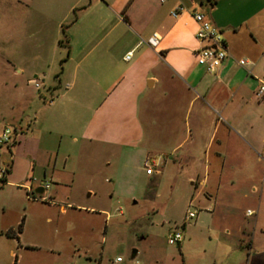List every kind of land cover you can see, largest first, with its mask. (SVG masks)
I'll return each mask as SVG.
<instances>
[{
  "label": "crops",
  "instance_id": "obj_1",
  "mask_svg": "<svg viewBox=\"0 0 264 264\" xmlns=\"http://www.w3.org/2000/svg\"><path fill=\"white\" fill-rule=\"evenodd\" d=\"M194 13L224 40L227 58L212 74L195 63L204 44ZM263 77L264 0H0V93L20 102L0 113V132H21L0 147V165L24 207L15 228L0 229V245L35 251L24 245L27 229L53 221L40 210H95L94 177L83 184L76 171L82 155L130 163L182 150L173 162L199 182L212 226L231 236L211 264H264ZM26 185L50 201L24 199Z\"/></svg>",
  "mask_w": 264,
  "mask_h": 264
},
{
  "label": "rangeland",
  "instance_id": "obj_2",
  "mask_svg": "<svg viewBox=\"0 0 264 264\" xmlns=\"http://www.w3.org/2000/svg\"><path fill=\"white\" fill-rule=\"evenodd\" d=\"M17 104L19 100H7L0 93V113L12 112ZM181 152L169 155L170 150L161 149L130 163L107 151L82 155L76 171L83 184L94 177L90 184L97 189L96 196L88 201L95 210L68 208L65 215L56 208L40 210L53 221L40 220L27 229L24 245L36 247L35 251L19 253L12 242L3 241L0 264H114L116 257L121 264H211L214 255L229 251L231 236L212 226L199 182L189 180L173 162ZM144 159L156 162V173L145 174ZM15 190L8 184L0 187V229L15 228L24 213L22 197ZM187 213H195V218L185 220ZM175 228L182 240L168 245L166 236ZM242 247L230 252L238 256L245 252L246 243Z\"/></svg>",
  "mask_w": 264,
  "mask_h": 264
},
{
  "label": "built area",
  "instance_id": "obj_3",
  "mask_svg": "<svg viewBox=\"0 0 264 264\" xmlns=\"http://www.w3.org/2000/svg\"><path fill=\"white\" fill-rule=\"evenodd\" d=\"M184 11L182 6H177L174 11L171 12V17L176 18ZM194 22L196 23L197 29L195 32V39L199 44H204L200 46L194 52L195 63L198 66H201L209 74L214 73L227 58V51L225 48L224 40L222 34L214 26H212L208 21L205 20L204 16L199 13H194L192 15ZM158 36L156 34L152 35L147 41L146 44L151 47H156L158 43ZM131 58V52L127 53L124 57V61H129ZM245 61L240 60L239 65H244ZM34 88H39V83L34 82ZM256 98H261L264 96V77L258 81L257 90L255 92ZM51 103V100H49ZM21 135V132L12 130L8 127H4L0 132V147L9 146L16 142L18 137ZM157 164L154 160H145L144 169L146 175H152L156 173ZM8 167L0 165V187L3 186V181L5 174L7 173ZM34 182V179H31ZM26 189V197L29 200L42 201L48 203L50 201L49 197H41L35 194L28 185L24 186ZM49 184L45 183L42 186V189H48ZM250 214V212H248ZM195 218V213H187L185 220ZM182 240V235L175 228L171 230L166 236V242L168 245H179ZM114 264H121L122 259L116 257ZM132 264H138V262H133Z\"/></svg>",
  "mask_w": 264,
  "mask_h": 264
},
{
  "label": "trees",
  "instance_id": "obj_4",
  "mask_svg": "<svg viewBox=\"0 0 264 264\" xmlns=\"http://www.w3.org/2000/svg\"><path fill=\"white\" fill-rule=\"evenodd\" d=\"M3 183L5 184V180L3 181ZM4 184H3V185H4ZM22 221H23V220L20 221L19 225H18L17 228L15 229V232H16V233H19V232L21 231ZM12 232H13V231H11V230L8 231V233H10V234H11Z\"/></svg>",
  "mask_w": 264,
  "mask_h": 264
},
{
  "label": "water",
  "instance_id": "obj_5",
  "mask_svg": "<svg viewBox=\"0 0 264 264\" xmlns=\"http://www.w3.org/2000/svg\"><path fill=\"white\" fill-rule=\"evenodd\" d=\"M133 254H135V251H133Z\"/></svg>",
  "mask_w": 264,
  "mask_h": 264
}]
</instances>
